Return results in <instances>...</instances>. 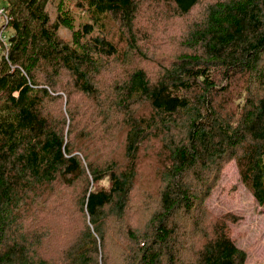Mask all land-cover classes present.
I'll return each mask as SVG.
<instances>
[{
  "label": "trees",
  "instance_id": "trees-1",
  "mask_svg": "<svg viewBox=\"0 0 264 264\" xmlns=\"http://www.w3.org/2000/svg\"><path fill=\"white\" fill-rule=\"evenodd\" d=\"M202 2L0 0V264H245L229 213L191 259L177 219L207 224L231 159L264 209V0H212L168 60L143 53L147 26ZM151 140L157 185L132 225Z\"/></svg>",
  "mask_w": 264,
  "mask_h": 264
},
{
  "label": "rangeland",
  "instance_id": "rangeland-1",
  "mask_svg": "<svg viewBox=\"0 0 264 264\" xmlns=\"http://www.w3.org/2000/svg\"><path fill=\"white\" fill-rule=\"evenodd\" d=\"M210 1L212 0H203L187 17H181L173 11L166 16L165 19L167 22H162L161 18V21L152 27H148L145 23L147 26L146 37L149 40L144 45L145 49L143 53L148 55V53L158 48L159 50L154 52L157 55L155 57L167 58L166 60H168L176 51V44H178L179 36L184 29L183 26L185 27L186 22L199 14ZM52 10L50 8V11ZM10 32V28L4 31L3 35L6 39H8ZM156 144V140H151L145 157L139 163V184L133 192L132 214L131 217L129 216L132 225L138 224V213L135 210L137 201L140 198L137 194H141L138 188L147 187L153 193L156 189L157 182L155 180L157 179L154 173L151 175L152 168H150L153 165L154 157L151 152L155 150ZM68 208L69 201L67 197L62 201L59 208L61 216L63 215V211L67 212ZM199 212L207 214L203 217L204 222L207 224L199 223L193 226L190 220L183 222L182 218L177 219L180 227L178 229L177 240H179V252H181L182 256L187 259L193 258L195 251H198L204 243V234L209 231L208 222L211 218L229 213L231 218L234 219L232 221L233 219L231 220L230 218V221H228L230 237L246 253L245 264H264V209L257 203L251 192L241 182L238 169L233 159L227 161L222 166L219 179L212 189L211 194L205 200L202 211ZM114 240L110 236L108 240L109 248H113L115 244V248L121 250L120 256L129 254L126 250L127 248L131 249L132 244L129 245L126 240H119V242H115Z\"/></svg>",
  "mask_w": 264,
  "mask_h": 264
},
{
  "label": "built area",
  "instance_id": "built-area-1",
  "mask_svg": "<svg viewBox=\"0 0 264 264\" xmlns=\"http://www.w3.org/2000/svg\"><path fill=\"white\" fill-rule=\"evenodd\" d=\"M10 20H11V16L7 12V9L4 6L0 5V21L3 24H8ZM4 31H5L4 29L0 31V40L3 46V52L6 54L9 42L8 39H6V37L3 35Z\"/></svg>",
  "mask_w": 264,
  "mask_h": 264
}]
</instances>
